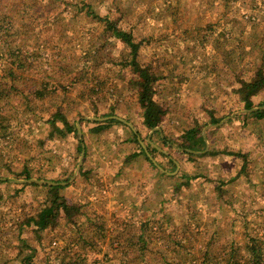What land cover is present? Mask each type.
Segmentation results:
<instances>
[{
    "label": "rangeland",
    "instance_id": "1",
    "mask_svg": "<svg viewBox=\"0 0 264 264\" xmlns=\"http://www.w3.org/2000/svg\"><path fill=\"white\" fill-rule=\"evenodd\" d=\"M4 4L12 18L0 30V264H216L248 237L264 243V119L246 115L236 91L264 69V0ZM86 5L131 31L137 59L158 76L160 132L143 125L137 77L122 67L128 48ZM252 101H264V88ZM57 111L80 134L52 132ZM107 116L130 126L89 132L90 118ZM204 122L209 153L177 149L173 140ZM54 181L80 210L42 226L43 184Z\"/></svg>",
    "mask_w": 264,
    "mask_h": 264
},
{
    "label": "trees",
    "instance_id": "2",
    "mask_svg": "<svg viewBox=\"0 0 264 264\" xmlns=\"http://www.w3.org/2000/svg\"><path fill=\"white\" fill-rule=\"evenodd\" d=\"M85 5V4H84ZM8 7L7 4H4L0 8V30L8 31L9 28H5L9 25L10 19L12 17L9 16V12L4 9ZM86 11L88 15H93L94 12L91 8V5H86ZM93 17V16H92ZM93 18H98L102 20L104 23V29L106 32L111 33V35L119 41L123 46L128 48V59L124 60L122 63L123 68H129L137 77L136 81L134 82L136 88L138 89L137 92V100L141 107L144 109L142 112L144 115L143 118V125L147 128L148 131L152 130L155 127L161 128L163 126V122L165 119V109H163L160 105H157L154 99V88L153 83L158 79V76L152 72L151 68L148 65H144L139 62L137 59L138 54V43L135 42V38L132 35V32L120 28L116 22V20H111L107 18V16H99L94 14ZM8 21H7V20ZM5 24V26H4ZM13 76V73H9ZM97 84H93L92 89L94 86H98ZM71 88H73L72 82ZM264 88V69L262 66H258L255 71L248 76L245 80L240 81V86L236 89L237 93L240 95V100L243 102L244 109H253L250 110L246 115H251L255 117L257 120L264 119V101L260 104L255 105L252 101V97L261 91ZM65 89V88H64ZM53 91V90H50ZM66 92V90H62ZM83 91L86 93L87 89L84 87ZM7 95V94H6ZM46 93L38 92L36 96L43 97ZM60 122L61 126L57 125L56 122ZM215 122V119L210 118V122ZM119 122L118 120L111 118L107 120H94L92 121L93 126L90 128L89 132L91 133H99L103 129L109 127L110 123ZM48 123L50 124L52 132H55L60 137H64L69 133L75 131L77 133L76 127L70 123L68 118L64 116L59 111L55 112L50 119H48ZM209 122H204L201 125H194L186 130H183L181 134L178 135L176 139L173 141L177 144L178 149H183L185 153L192 154L193 152L190 151H203L205 148V139L202 134V127ZM214 130L211 128L207 131V137L209 134ZM156 131V130H154ZM153 131V132H154ZM159 133V132H158ZM160 139L163 141L160 137ZM179 140V142H176ZM138 142V141H137ZM85 146V145H84ZM83 146V148H84ZM151 148V151L155 150V147H151L149 144L147 145ZM82 147V146H81ZM79 146V150L81 149ZM172 147V145H171ZM140 152L143 153L146 159L151 163L150 159L147 157L146 153L144 152V147H140ZM208 151L203 152V154H208ZM170 163L174 164L172 160ZM157 169L158 173H162ZM30 176L27 175L26 178ZM53 183H46L43 184L48 187L50 191L49 199L50 201L47 205L39 212V220L38 224L42 226H48L56 219L55 217L59 215L60 211L64 213V217L67 220H71L72 217L79 213V207L76 204H69L65 200H62L59 196L58 189L63 188L65 186L61 185V182L54 181ZM30 184L38 185L37 181H33ZM42 185V186H43ZM188 250L191 247H187ZM230 252L225 254V256L219 259V262L216 264H220L222 261L224 264H264V243L259 238H249L248 240H244L242 244V250L240 246H233L230 248ZM183 257L186 260L192 261L196 259V255H192V252L188 251ZM202 259L201 261L204 262V258L206 256H200ZM222 259V260H221ZM200 261V260H199ZM205 263V262H204Z\"/></svg>",
    "mask_w": 264,
    "mask_h": 264
},
{
    "label": "water",
    "instance_id": "3",
    "mask_svg": "<svg viewBox=\"0 0 264 264\" xmlns=\"http://www.w3.org/2000/svg\"><path fill=\"white\" fill-rule=\"evenodd\" d=\"M262 107H264V106H262ZM253 109H256V108H253ZM253 109H247V110H244V112H249L250 110H253ZM241 112H243V111H241ZM238 112H236V114H237ZM110 118H114V119H116V120H119V121H122V122H124L125 124H127V125H129L130 126V123H128V122H126L125 120H123L122 118H119V117H117V116H107V117H93V118H90V119H94V120H105V119H110ZM224 120H222L221 122H223ZM220 122V123H221ZM220 123H216V124H210V125H208L207 127H210V126H218V125H220ZM207 127H205L203 130H205ZM154 130H157V131H160V128L159 127H155V128H153L152 130H151V132H153ZM77 131H78V133L80 134V125L77 123ZM202 134H203V137H204V139H205V148H204V150H203V152H205L207 149H208V145H207V142H206V138H205V131H202ZM145 149V148H144ZM187 151H189V152H193V153H201V152H196V151H190V150H187ZM147 152V151H146ZM83 154H84V148L82 147V150H81V156H80V160H79V164L77 165V170L79 169V167H80V162H81V159H82V157H83ZM147 154L149 155V153L147 152ZM75 174H76V172L74 173V175L73 176H75ZM40 182V181H39ZM43 182H47V181H43ZM49 183H53V184H55V182H49ZM61 184H63L62 182H61Z\"/></svg>",
    "mask_w": 264,
    "mask_h": 264
},
{
    "label": "crops",
    "instance_id": "4",
    "mask_svg": "<svg viewBox=\"0 0 264 264\" xmlns=\"http://www.w3.org/2000/svg\"><path fill=\"white\" fill-rule=\"evenodd\" d=\"M213 124H216V123H213ZM160 132V131H159ZM150 144H152L151 142H150ZM208 145V144H207ZM151 147H155V146H151ZM156 148V147H155ZM178 149V148H177ZM145 151H147L148 153H149V156H148V158H150V152L148 151V150H146V148L144 149ZM155 150H157V149H155ZM208 150V149H207ZM206 150V151H207ZM198 152H201V151H198ZM202 153V152H201Z\"/></svg>",
    "mask_w": 264,
    "mask_h": 264
}]
</instances>
